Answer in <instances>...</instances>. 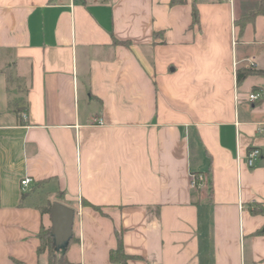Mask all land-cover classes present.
Wrapping results in <instances>:
<instances>
[{
    "label": "crops",
    "instance_id": "crops-1",
    "mask_svg": "<svg viewBox=\"0 0 264 264\" xmlns=\"http://www.w3.org/2000/svg\"><path fill=\"white\" fill-rule=\"evenodd\" d=\"M259 2L0 0V264H47L55 202L69 264H264Z\"/></svg>",
    "mask_w": 264,
    "mask_h": 264
},
{
    "label": "trees",
    "instance_id": "trees-1",
    "mask_svg": "<svg viewBox=\"0 0 264 264\" xmlns=\"http://www.w3.org/2000/svg\"><path fill=\"white\" fill-rule=\"evenodd\" d=\"M173 1L175 2V1H180V0H173ZM263 13H264V0H260L258 6L250 10L246 14L245 18L242 19L241 21L243 23L251 21L254 19L256 15L263 14ZM192 17H193V21L197 22L198 12L195 6H193V9H192ZM244 74L245 72L241 73L239 70H237V81L241 80ZM14 111L17 114L20 113L19 109L17 108H15ZM87 205L91 206L94 209L100 210L98 206H94L89 203H87ZM50 209H51V204H49L48 207H46L44 210L50 213ZM251 211L253 213H264V207L256 204L254 205V208L251 209ZM39 237H40L41 243H40L38 251L47 252V256H48L47 264H69L68 261L64 258V255L56 254V244H55L54 237L51 231V226L48 228L42 227L39 232ZM71 239H72V236L69 238V240ZM118 241L119 243H118L117 248L114 251L110 252V259L120 264H126L127 260L132 258L133 256L128 255L124 252L119 235H118Z\"/></svg>",
    "mask_w": 264,
    "mask_h": 264
},
{
    "label": "water",
    "instance_id": "water-1",
    "mask_svg": "<svg viewBox=\"0 0 264 264\" xmlns=\"http://www.w3.org/2000/svg\"><path fill=\"white\" fill-rule=\"evenodd\" d=\"M51 231L56 246L68 241L72 235L74 210L61 203L55 202L50 209Z\"/></svg>",
    "mask_w": 264,
    "mask_h": 264
},
{
    "label": "built area",
    "instance_id": "built-area-1",
    "mask_svg": "<svg viewBox=\"0 0 264 264\" xmlns=\"http://www.w3.org/2000/svg\"><path fill=\"white\" fill-rule=\"evenodd\" d=\"M259 96H260L259 94L253 93L250 94L248 97L250 100H256L259 98ZM23 117H25L24 114ZM260 156H261V150L257 147H252L246 155V164L248 166H253L255 162L260 158ZM190 178H191L190 182L192 187L200 188V187H206L208 185L207 176L202 172H192L190 174ZM31 184H32V178L30 177L26 176L20 180V187L22 191L29 190L31 188Z\"/></svg>",
    "mask_w": 264,
    "mask_h": 264
},
{
    "label": "rangeland",
    "instance_id": "rangeland-1",
    "mask_svg": "<svg viewBox=\"0 0 264 264\" xmlns=\"http://www.w3.org/2000/svg\"><path fill=\"white\" fill-rule=\"evenodd\" d=\"M250 5H251V3H250Z\"/></svg>",
    "mask_w": 264,
    "mask_h": 264
}]
</instances>
